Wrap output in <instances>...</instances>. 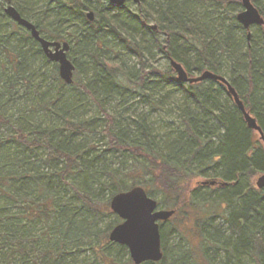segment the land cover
I'll return each instance as SVG.
<instances>
[{
  "label": "trees",
  "instance_id": "16d2710c",
  "mask_svg": "<svg viewBox=\"0 0 264 264\" xmlns=\"http://www.w3.org/2000/svg\"><path fill=\"white\" fill-rule=\"evenodd\" d=\"M250 1L264 18V2ZM126 3L0 0V17L11 26L0 35V264H134L125 246L108 239L117 215L99 225L114 214L111 198L135 186L156 189L197 227L196 245L179 232L177 252L163 246L160 261L141 264H264V188L254 183L264 174V144L222 83H176L171 66L148 65L144 39L110 13ZM142 3L131 14L134 27L147 29L153 47L189 76L209 70L225 77L264 135V25L246 30L238 23L241 0H155V28ZM5 4L43 38L69 44L76 71L70 84L4 14ZM107 50L137 61L112 62ZM163 85L182 90L187 101L161 135L149 113L116 115L104 104L138 96L169 115ZM221 91L231 103L220 101ZM85 98L98 115L87 114ZM198 178L216 183L195 184Z\"/></svg>",
  "mask_w": 264,
  "mask_h": 264
},
{
  "label": "water",
  "instance_id": "95a60500",
  "mask_svg": "<svg viewBox=\"0 0 264 264\" xmlns=\"http://www.w3.org/2000/svg\"><path fill=\"white\" fill-rule=\"evenodd\" d=\"M114 6H122L126 0H108ZM139 3V0H133ZM242 11L236 15L238 23L248 30L254 25H263L264 19L250 0H241ZM5 15L12 19L17 25L27 30L30 36L39 44L45 56L52 62L58 64L60 78L66 83L72 82L74 66L68 59L66 52L69 49L67 42L48 41L44 39L36 27L23 18L11 5L3 9ZM89 20H93V13L87 14ZM155 28V26H153ZM249 33L247 37H249ZM170 66L176 74L177 83L194 84L205 80H213L222 83L229 95L232 97L237 109L242 114L246 126L254 131L259 141L264 144V135L257 124L256 119L246 111L243 102L229 81L209 70H204L198 75L189 76L182 65L175 60H170ZM214 180H203L202 185H214ZM224 186L226 183H221ZM258 189L264 188V174H260L255 180ZM156 200L149 197L141 186H135L126 192L115 194L110 201V209L122 222L109 232V241L124 245L127 248L130 259L134 264L146 261L158 262L162 258L159 222L167 221L174 210L157 209Z\"/></svg>",
  "mask_w": 264,
  "mask_h": 264
},
{
  "label": "rangeland",
  "instance_id": "374dc122",
  "mask_svg": "<svg viewBox=\"0 0 264 264\" xmlns=\"http://www.w3.org/2000/svg\"><path fill=\"white\" fill-rule=\"evenodd\" d=\"M93 5H96L97 0H91ZM260 2L263 4L264 0H260ZM108 2H105L104 0H100L99 3L97 4L99 7L104 5L107 6ZM6 5V4H5ZM156 6L155 0H143L142 3V12L145 16L146 22L148 25H153L157 26L156 23L154 22V18L157 16L156 12L152 11L151 6ZM125 9H118V8H113L110 10V13L116 16L118 19L119 23L121 25H131L130 28L135 32L136 37L143 38L144 39V45L145 48L147 47V50H145V61H147L149 66L156 67L160 70H167L168 67L170 66L169 61L163 56V54L159 51H157L153 47V42H152V34L147 30H141L138 27H134V22L131 18V14H138L140 10H138L139 5L134 3L132 0H127V3L125 5ZM158 7V6H157ZM35 11H39V5H35ZM156 8V7H155ZM140 13V12H139ZM0 35H6L8 31L11 30V26L5 24V19L0 17ZM133 22V23H132ZM137 26V24L135 25ZM165 36L163 34H159L158 40L160 42H164ZM152 46V47H151ZM107 57L109 58L110 61L119 63L122 60L127 61L129 64H132L137 61L136 56L128 55V54H122L119 53V51L115 50H107ZM122 59V60H121ZM76 71H74L73 78L76 77L75 75ZM194 76L198 75V72L193 71L192 73ZM85 76L86 74L83 75L81 72H77V78L80 79V77ZM88 76V75H87ZM175 76V75H174ZM173 85V84H171ZM171 85H163V90L165 92H168L167 97L165 98V106L164 109L169 111L170 114H166L163 112L164 110H157V111H151L150 105L148 102H144V100L141 97H133V96H126L124 100L119 99L120 102L118 104L114 101L109 102V101H104V104L106 106V109L109 113L115 114L118 112V109L121 111V113H132V111L138 112V113H149L150 119L155 125V130L156 132L161 135L163 128L168 124H171L177 117V107L180 106L184 101H187L184 93L182 90H175L174 86ZM67 88V87H66ZM68 91V88L66 89ZM68 94V93H67ZM126 95V94H125ZM122 100V102H121ZM84 105H85V111L87 112L88 115H98L97 113V108L93 100L89 98L82 99ZM220 101L231 103V100L229 97L226 95L224 91H221L220 93ZM116 115H118L116 113ZM165 132V131H164ZM204 179L198 178L195 181V184H201V181ZM147 195L151 197L152 199L156 200L158 202V206L161 209H169V204L166 203V201L163 199V196L160 192H158L156 189H151L150 191L147 192ZM114 217H116L115 214L105 217L103 221L100 223V227L104 228L109 221H111ZM105 225V226H104ZM104 226V227H103ZM182 232L183 235L187 236L188 239L196 245V236H197V227L194 222V218H191V215L188 217H182L178 213H176L169 221H166L164 223H160V234L163 236V243H162V248L163 246L166 248L167 252H177L178 249L177 245L180 243V233ZM88 252V251H84Z\"/></svg>",
  "mask_w": 264,
  "mask_h": 264
},
{
  "label": "bare ground",
  "instance_id": "6f19581e",
  "mask_svg": "<svg viewBox=\"0 0 264 264\" xmlns=\"http://www.w3.org/2000/svg\"><path fill=\"white\" fill-rule=\"evenodd\" d=\"M8 5H11V6H13L15 9H16V7L14 6V5H12V4H7V5H5L4 6V8L6 7V6H8ZM3 8V9H4ZM17 10V9H16ZM18 11V10H17ZM89 12H92V11H89ZM89 12H87V14L89 13ZM93 13V12H92ZM86 14V15H87ZM7 16V15H6ZM8 17V16H7ZM88 18V17H87ZM12 20V19H11ZM13 21V20H12ZM14 22V21H13ZM15 23V22H14ZM32 23V22H31ZM16 24V23H15ZM19 26V25H18ZM21 27V26H20ZM23 28V27H22ZM27 31V30H26ZM29 33V32H28ZM40 34V33H39ZM45 39V38H44ZM47 40V39H46ZM49 41V40H48ZM118 102H120V100L118 99V101H116V103L118 104ZM121 102H122V100H121ZM95 103V102H94ZM96 105V104H95ZM96 108H97V106H96ZM254 132V131H253ZM204 180H207V179H204Z\"/></svg>",
  "mask_w": 264,
  "mask_h": 264
}]
</instances>
